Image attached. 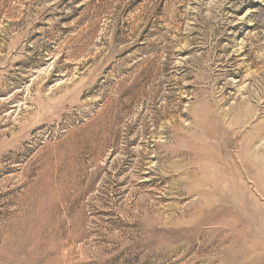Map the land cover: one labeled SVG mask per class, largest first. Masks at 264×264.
Here are the masks:
<instances>
[{
    "label": "rangeland",
    "instance_id": "374dc122",
    "mask_svg": "<svg viewBox=\"0 0 264 264\" xmlns=\"http://www.w3.org/2000/svg\"><path fill=\"white\" fill-rule=\"evenodd\" d=\"M0 264H264V0H0Z\"/></svg>",
    "mask_w": 264,
    "mask_h": 264
}]
</instances>
